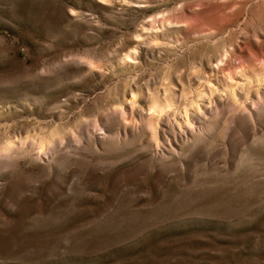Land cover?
<instances>
[{"label": "rangeland", "instance_id": "1", "mask_svg": "<svg viewBox=\"0 0 264 264\" xmlns=\"http://www.w3.org/2000/svg\"><path fill=\"white\" fill-rule=\"evenodd\" d=\"M0 264H264V0H0Z\"/></svg>", "mask_w": 264, "mask_h": 264}]
</instances>
